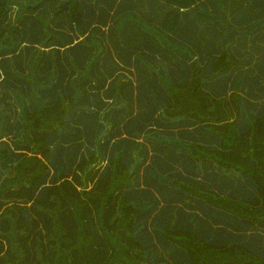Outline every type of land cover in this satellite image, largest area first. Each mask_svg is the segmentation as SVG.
<instances>
[{"label":"trees","instance_id":"obj_1","mask_svg":"<svg viewBox=\"0 0 264 264\" xmlns=\"http://www.w3.org/2000/svg\"><path fill=\"white\" fill-rule=\"evenodd\" d=\"M0 264H264V0H0Z\"/></svg>","mask_w":264,"mask_h":264}]
</instances>
